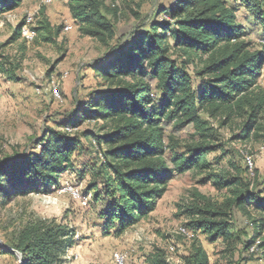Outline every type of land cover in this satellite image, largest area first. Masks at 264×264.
Listing matches in <instances>:
<instances>
[{"label":"trees","instance_id":"obj_1","mask_svg":"<svg viewBox=\"0 0 264 264\" xmlns=\"http://www.w3.org/2000/svg\"><path fill=\"white\" fill-rule=\"evenodd\" d=\"M64 1L80 34L110 51L103 65H91L106 89L78 102L69 115L77 116L80 123H101L99 134L86 131L74 136L67 129L79 123L70 125L66 118L59 129H48L31 153L0 160L3 203L30 193L49 194L68 171L79 169L81 176L90 172L92 189L87 191L92 192L93 203L102 205L97 212L101 232L121 236L156 210L157 200L175 174L208 170L206 180H214V186L228 193L223 203L198 191L192 194L185 228L194 237L184 264H210L199 234L210 243L221 241L232 256L237 250L243 263L255 256L263 260L264 217L252 219L248 204L262 201L256 209L264 216V200L252 191L254 182L244 177L247 173L257 176L254 162L251 159L250 168L242 154L245 173L235 165H231L235 175L215 171L208 156L217 150L226 156L227 150L216 144L217 133L201 113L221 116L223 125L240 119L234 138L244 142L264 130L259 122L264 112V88L259 84L264 78V50H254L245 39V21L238 15L239 8L243 9L264 29V0H234L235 7L225 0H176L159 10L169 14V21H157L149 32L124 45L117 39L120 9L115 3ZM23 2L0 0V19ZM38 16L34 42L56 45L60 29L52 26L45 10ZM24 23L11 41L20 39ZM19 69L18 63H0V75L10 82H19ZM166 122L174 131L192 125L199 139L181 145L165 128ZM88 150L95 158L83 161ZM235 211L252 219L251 231L234 225ZM74 235L68 226L36 220L24 226L8 246L21 253L23 264H63L62 258L74 247ZM254 246L257 250L250 253ZM7 252L0 246V255ZM247 252L250 256L244 258ZM167 255L158 250L149 256L148 264H168Z\"/></svg>","mask_w":264,"mask_h":264},{"label":"rangeland","instance_id":"obj_2","mask_svg":"<svg viewBox=\"0 0 264 264\" xmlns=\"http://www.w3.org/2000/svg\"><path fill=\"white\" fill-rule=\"evenodd\" d=\"M106 1L108 4L115 3L120 9L116 34L122 45L149 32L157 21L163 19L169 21V14L161 13L159 10L163 6L171 7L176 2V0ZM225 1L230 7L236 6L234 0ZM42 10H45V16L52 26L61 31L57 44L26 42L22 37L11 41L19 24L27 15H36V28L38 13ZM238 12L240 19L245 21L244 31L247 33L245 39L251 43L254 50H264L263 27L253 17L246 15L243 9L239 8ZM67 25L72 26V31L64 30ZM115 43L112 45L115 46ZM109 54V49L80 34L64 0H52L48 5L44 0H24L19 9L3 16L0 19V63H18L20 69L16 75L20 80L10 82L5 75H0V160L31 153L38 141L43 139L45 132L48 129H59V123L66 118L70 125L79 123L74 129L69 126L74 136L86 131L99 134L98 125L101 123H80L77 116L74 118L69 115L78 102L89 99L90 94L95 91L106 89V85L96 77L91 65H103L101 62L105 61ZM190 72L193 73L192 69ZM50 75L52 76L49 77ZM259 84L264 88V78H260ZM53 86L61 96V101L55 98ZM201 115L209 127L216 131L219 141L216 144L225 145L224 149L227 150L226 156L222 150L208 156V162L213 169L229 171L235 175V170L231 167L235 165L245 173L243 155L244 158L251 157L257 176L247 173L244 177L247 181L254 182L252 191L264 200V130L258 137H252L244 142L234 138L242 124L240 119L223 125L224 118L221 116L212 117L204 113ZM259 122L264 128V112ZM164 125L181 145L199 139L192 125L181 131H174L171 123L166 122ZM91 157L95 158L94 152L88 150L81 159L88 161ZM76 161L78 164L81 163L79 159ZM77 167L79 168L78 165ZM78 171L79 169L63 174L60 184L49 194L30 193L26 196H17L8 204H4V199L0 198V241L5 245L11 244L21 229L32 221H55L78 233V239L73 241L74 247L66 255L70 256L72 261L64 256L63 264H116L115 253L127 255L124 264H148L149 256L158 250L166 252L172 240L176 242L175 256L184 264L183 257L190 251L192 241L177 236L176 231L189 223L187 207L193 201L192 194L198 191L213 202L223 203L228 193L226 188L219 190L214 186V180H206L209 176L208 170L175 174L167 184L163 196L157 200L156 210L147 219L121 237L105 236L101 232L97 217L102 205L92 202L88 208H83L71 196L57 193L61 185L67 183L85 194H92L87 190L92 189L89 188V184L93 176L90 172L81 176ZM259 203L262 201L248 204L252 219L262 220L264 217L260 216L256 209ZM252 219L239 211L233 214L234 225L240 229L247 228L251 231ZM197 239L205 248L210 264H246L239 260L237 250L234 256L226 252V246L221 241L210 243L202 234H199ZM73 255H77L76 258ZM248 256H250L248 252L244 253V258ZM0 264H19V259L15 254L7 252L0 255ZM256 264H264V259Z\"/></svg>","mask_w":264,"mask_h":264},{"label":"built area","instance_id":"obj_3","mask_svg":"<svg viewBox=\"0 0 264 264\" xmlns=\"http://www.w3.org/2000/svg\"><path fill=\"white\" fill-rule=\"evenodd\" d=\"M51 2H52V0H44V3L46 5L50 4ZM35 16H36L35 14L27 15V17H25V23L22 25L21 37L26 42H32L37 37V33L35 31V18H36ZM64 30L66 32H69L72 30V26L67 25ZM53 88L55 91V98L57 100L61 101V96L59 95V93H57L55 86H53ZM67 132L71 133L72 130L68 128ZM263 150H264V148H263ZM251 159H252L251 157H247V161H248L250 168H252V160ZM57 193L62 194V195L67 194V195L71 196L72 199L77 201L79 203V205L83 208L89 207L90 204L93 202V195L91 193L85 194L84 192L80 191V189H76L75 187H72L67 183L63 184V186L61 185V188L59 190H57ZM176 235L185 237L188 240H190L194 237V235L190 231H188L185 227L178 228L176 231ZM74 239H78V233H75ZM175 243L176 242L174 240H172L169 248L167 249L168 255H167L166 261L168 264H179V263L181 264V261L179 262L175 256V254H176V252H175V247H176L175 245L176 244ZM256 250H257L256 246H254L251 248L250 253H253ZM67 253H66V255H67ZM66 255H65V258L71 262L72 261L71 257L70 256L68 257ZM73 256L76 258L77 255H73ZM114 259H115L116 264H124L125 261L127 260V255L124 253H115Z\"/></svg>","mask_w":264,"mask_h":264},{"label":"water","instance_id":"obj_4","mask_svg":"<svg viewBox=\"0 0 264 264\" xmlns=\"http://www.w3.org/2000/svg\"><path fill=\"white\" fill-rule=\"evenodd\" d=\"M0 246L8 252H11L13 254H15L17 256V258L19 259V264H23V257L21 255V253L13 250L12 248H10L8 245H5L3 242L0 241Z\"/></svg>","mask_w":264,"mask_h":264},{"label":"crops","instance_id":"obj_5","mask_svg":"<svg viewBox=\"0 0 264 264\" xmlns=\"http://www.w3.org/2000/svg\"><path fill=\"white\" fill-rule=\"evenodd\" d=\"M71 31H72V30H71ZM121 236H123V235H121ZM121 236H120V237H121ZM257 259H259V257H258V256H255V257H254V260L249 261V262H246V264H256V263H259V262L261 263V260H260L259 262H257V261H256Z\"/></svg>","mask_w":264,"mask_h":264}]
</instances>
